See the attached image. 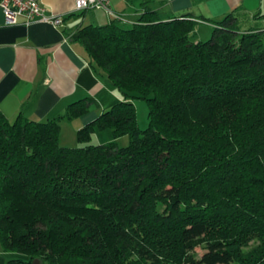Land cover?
I'll list each match as a JSON object with an SVG mask.
<instances>
[{"label":"trees","instance_id":"16d2710c","mask_svg":"<svg viewBox=\"0 0 264 264\" xmlns=\"http://www.w3.org/2000/svg\"><path fill=\"white\" fill-rule=\"evenodd\" d=\"M253 17L146 10L127 28L81 27L91 67L123 99L77 146L60 144L57 119L0 111V247L17 255L6 264H264L239 254L264 234V15ZM199 21L212 34L193 41ZM76 103L64 117L88 110ZM96 129L129 143L92 144ZM197 242L204 252L183 256Z\"/></svg>","mask_w":264,"mask_h":264},{"label":"crops","instance_id":"0c3cea01","mask_svg":"<svg viewBox=\"0 0 264 264\" xmlns=\"http://www.w3.org/2000/svg\"><path fill=\"white\" fill-rule=\"evenodd\" d=\"M39 2L47 14L62 17L59 26L39 21L27 24L22 17L15 24H6L0 8V111L10 121L19 114L36 121L57 119L63 146H75L77 131L83 125L123 99L91 67L78 40L81 27L114 21L127 28L146 10L157 12L163 19L188 14L196 19L219 20L233 10L243 18H254L255 13L264 15V0H110V12L103 8L77 11L74 0ZM198 23V27L212 29L209 21ZM83 100L88 102L86 112L71 119L64 117L69 105ZM120 137L114 138L110 132L104 142ZM16 256L0 247V264Z\"/></svg>","mask_w":264,"mask_h":264},{"label":"rangeland","instance_id":"374dc122","mask_svg":"<svg viewBox=\"0 0 264 264\" xmlns=\"http://www.w3.org/2000/svg\"><path fill=\"white\" fill-rule=\"evenodd\" d=\"M197 32H195L192 36L191 39L193 41L195 40H207L208 38L211 37V29L206 30L205 28L197 27L196 28ZM135 110H136V119L137 123L140 129H146L148 126V106L147 103L144 99L136 98L133 101ZM101 132V133H100ZM108 133V136H110V129H100L96 132L95 138L92 137L91 143L92 144H101V143H106L104 142L105 139H107L108 136H103V134ZM100 134L103 136L101 137ZM63 141H65L66 137H62ZM98 138V139H97ZM103 141V142H100ZM120 146H126L129 143V136L128 135H123L122 137L119 138V140H115ZM79 145L75 144V146ZM205 250L204 243L197 242L192 246V248L186 249L185 252H183V256L190 255L192 257H199ZM240 256L243 258H249V256H264V234H255L252 236H249L245 238L241 242V247L239 251ZM178 262V261H177ZM182 262H180L181 264ZM179 264V263H178Z\"/></svg>","mask_w":264,"mask_h":264},{"label":"built area","instance_id":"2783aa9c","mask_svg":"<svg viewBox=\"0 0 264 264\" xmlns=\"http://www.w3.org/2000/svg\"><path fill=\"white\" fill-rule=\"evenodd\" d=\"M109 3L110 0H74V9L78 11L89 8H103L109 11ZM0 8L3 11L6 24L17 23L19 17H22L23 22L27 24L39 21L59 26L62 23V17L47 14L45 7L39 0H0Z\"/></svg>","mask_w":264,"mask_h":264},{"label":"water","instance_id":"95a60500","mask_svg":"<svg viewBox=\"0 0 264 264\" xmlns=\"http://www.w3.org/2000/svg\"><path fill=\"white\" fill-rule=\"evenodd\" d=\"M35 263V262H34Z\"/></svg>","mask_w":264,"mask_h":264}]
</instances>
